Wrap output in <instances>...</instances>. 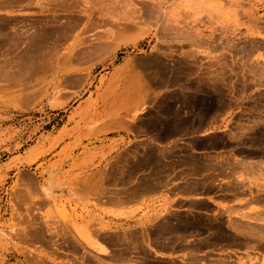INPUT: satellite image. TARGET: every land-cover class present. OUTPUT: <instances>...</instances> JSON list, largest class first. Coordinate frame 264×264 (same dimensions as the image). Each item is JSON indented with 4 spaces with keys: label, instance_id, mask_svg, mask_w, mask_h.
<instances>
[{
    "label": "rangeland",
    "instance_id": "1",
    "mask_svg": "<svg viewBox=\"0 0 264 264\" xmlns=\"http://www.w3.org/2000/svg\"><path fill=\"white\" fill-rule=\"evenodd\" d=\"M263 226L264 0H0V264H264Z\"/></svg>",
    "mask_w": 264,
    "mask_h": 264
},
{
    "label": "bare ground",
    "instance_id": "2",
    "mask_svg": "<svg viewBox=\"0 0 264 264\" xmlns=\"http://www.w3.org/2000/svg\"><path fill=\"white\" fill-rule=\"evenodd\" d=\"M55 1H56V0H55ZM50 4H51V3H50ZM55 4H56V3H55ZM74 4H75V3H74ZM56 5H57V4H56ZM64 5H65V4H64ZM70 5H71V4H70ZM50 6H52V5H50ZM66 7H67V6H66ZM59 9H60V8H59ZM154 16H155V15H154ZM57 22H58V21H57ZM47 25H48V24H47ZM12 28H13V27H12ZM55 44H56V43H55ZM15 49H16V48H15ZM41 58H42V57H41ZM38 59H39V58H38ZM12 61H13V60H12ZM17 63H18V62H17ZM134 90H135V89H134ZM138 90H139V89H138ZM135 92H136V91H135ZM137 93H138V92H137ZM139 94H140V93H139ZM139 96H140V95H139ZM217 158H218V157H217ZM223 158H224V157H223ZM211 159H212V158H211ZM209 160H210V159H209ZM226 162H228V160H227ZM193 163H194V162H193ZM202 163H203V162H202ZM207 163H208V162H207ZM230 163H231V162H230ZM156 164H157V163H156ZM158 164H159V163H158ZM208 164H209V163H208ZM214 164H215V163H214ZM214 164H213V165H214ZM192 165H193V164H192ZM206 165H207V164H206ZM215 165H216V164H215ZM215 165H214V166H215ZM146 166H147V165H146ZM146 166H145V167H146ZM198 166H199V165H198ZM208 166H209V165H208ZM208 166H204V167H208ZM210 166H211V165H210ZM217 166H218V165H217ZM204 167H203V169H204ZM211 167H213V166H211ZM224 167H225V166H224ZM196 168H197V167H196ZM200 168H202V167H200ZM215 168H216V167H215ZM189 169H190V168H189ZM189 169H188V171H189ZM208 169H209V168H208ZM208 169H207V171H208ZM211 169H212V168H211ZM211 169H210V170H211ZM218 169H222V170H223V167H222V168H221V167H218ZM195 170H196V169H195ZM205 170H206V169H205ZM222 170H221V171H222ZM153 171H154V170H153ZM190 171H191V169H190ZM221 171H220V172H221ZM224 171H225V170H224ZM224 171H223V172H224ZM183 172H184V171H183ZM183 172H182V173H183ZM203 172H204V170H203ZM193 173H194V172H193ZM200 173H202V172H200ZM211 173H212V172H211ZM149 174H150V173H149ZM209 174H210V173H209ZM209 174H207V175H205V176H208ZM213 174L215 175V173H213ZM213 174H212V175H213ZM216 174L218 175V173H216ZM221 174H222V173H221ZM146 175H148V174H146ZM158 175H159V174H158ZM158 175H157V176H158ZM166 175H167V174H166ZM172 175H173V173H172ZM176 175H177V174H176ZM185 175H186V174H185ZM188 175H189V174H188ZM193 175H194V174H193ZM210 175H211V174H210ZM210 175H209V178H208L209 180H210L211 178H213L212 175H211V176H210ZM214 175H213V176H214ZM107 176H108V175H107ZM107 176H105V177H107ZM190 176H191V175H190ZM233 176H234V175H233ZM146 177H148V176H146ZM155 177H156V176H155ZM188 177H189V176H188ZM210 177H211V178H210ZM150 178H154V177L152 176V177H150ZM203 178H205V177H203ZM216 178H217V177H216ZM223 178H224V177H223ZM192 179H193V178H192ZM208 179L206 180V182L209 181ZM220 179H221V178H220ZM143 180H145V179H143ZM182 180H183V179H182ZM211 180H212V179H211ZM215 180H217V179H215ZM215 180L213 179L214 182H215ZM153 181H154V180H153ZM153 181L151 180L152 183H153ZM160 181H161V180H160ZM193 181H194V180H193ZM201 181H202V180H201ZM213 181H212V182H213ZM219 181H220V180H219ZM158 182H159V181H158ZM169 182H170V181H169ZM195 182H196V181H195ZM199 182H200V181H199ZM202 182H203V181H202ZM209 182H211V181H209ZM216 182H218V181H216ZM231 182H232V181H231ZM149 183H150V181H149ZM185 183H186V182H185ZM228 183H229V182H228ZM150 184H151V183H150ZM154 184H156V183H154ZM158 184H160V183H158ZM162 184H163V183H162ZM162 184L157 185V186H161ZM194 184H196V183H194ZM201 184H202V183H201ZM204 184H205V183H204ZM210 184H212V183H210ZM163 185H164V184H163ZM191 185H192V184H191ZM212 185H215V184L213 183ZM221 185H222V184H221ZM154 186H155V185H154ZM223 186H224V185H223ZM230 186H231V185H230ZM234 186H236V185L234 184ZM144 187H145V186H144ZM192 187H194V186H192ZM210 187H211V186H210ZM231 187H232V186H231ZM152 188H153V187H152ZM233 188H234V190H235V187H233ZM149 189H150V188H149ZM149 189H148V190H149ZM185 189H187L186 186H185ZM148 190H147V191H148ZM150 190H151V189H150ZM151 191H152V190H151ZM187 191H188V189H187ZM131 192H132V191H131ZM135 192H136V191H135ZM229 192H230V191H229ZM234 192H235V191H234ZM237 192H238V191H237ZM143 193H145V192H143ZM231 193H232V191H231ZM231 193H230V194H231ZM105 194H106V193H105ZM130 194H131V193H130ZM191 194H192V193H191ZM232 194H233V193H232ZM232 194H231V195H232ZM236 194H237V193H236ZM211 195H212V194H211ZM129 196H130V195H129ZM138 196H139V195H138ZM140 196H141V193H140ZM122 197H123V196H122ZM232 197H234V194L232 195ZM108 198H110V197H108ZM124 198H125V197H124ZM126 198H128V197H126ZM133 198H134V197H133ZM133 198H132V199H133ZM139 198H140V197H139ZM115 199H116V198H115ZM132 199H130V200H132ZM113 200H114V198H113ZM113 200H112V201H113ZM120 200H122V199H120ZM124 200H125V199H124ZM126 200H129V198L126 199ZM130 200H129V201H130ZM109 201H110V199H109ZM117 201H118V199L115 200L114 203H120V202H121V201H118V202H117ZM122 201H123V200H122ZM110 202H111V201H110ZM124 202H125V201H124ZM227 207H228V206H227ZM223 209H224V208H223ZM226 209H227V208H226ZM230 209H231V208H230ZM230 209L228 210V212L230 211ZM233 210H234V209H233ZM219 211H220V210H219ZM231 212H232V211H231ZM231 212H230V213H231ZM221 214H222V213H221ZM242 214H243V213H242ZM245 214H246V213H245ZM210 215H211V214H210ZM251 215H252V214H251ZM248 216H249V215H248ZM227 221H228V220H227ZM253 221H254V220H253ZM172 222H173V221H172ZM232 223H233V222H232ZM227 224H228V223H227ZM235 224H236V223H235ZM237 224L239 225V223H237ZM233 225H234V224H233ZM231 226H232V225H231ZM237 227H238V226H237ZM237 227H236V228H237ZM263 227H264V226H263ZM226 228H228V227H226ZM230 228H231V227H229V229H230ZM237 229H239V228H237ZM261 229H262V228H261ZM230 230H231V229H230ZM232 230H235V229H232ZM243 230H244V229H243ZM253 231H254V230H253ZM243 232H245V230H244ZM247 232H248V231H247ZM251 232H252V231H251ZM254 232H255V231H254ZM254 232H253V233H254ZM260 232H261V231H260ZM144 233H145V232H144ZM233 233H234V231H233ZM253 233H252V234H253ZM236 234H237V233H236ZM246 234H247V233H246ZM248 234H249V233H248ZM261 234H262V233H261ZM143 235H144V234H143ZM255 235H258V233H257V234L255 233ZM259 235H260V233H259ZM125 236H126V235H125ZM144 236H145V235H144ZM146 236H147V235H146ZM250 236H251V235H250ZM253 236H254V234L252 235V237H253ZM261 236H264V235H261ZM261 236H260V237H261ZM142 237H143V236H142ZM124 238H125V237H124ZM255 238H256V237H255ZM257 238H258V237H257ZM257 238H256V239H257ZM262 238H263V239H262ZM262 238H258V239H259V242L261 241L260 239L264 240V237H262ZM122 239H123V238H122ZM126 239H127V238H126ZM120 240H121V239H120ZM129 240H130V239H129ZM143 240H144V238H143ZM145 240H146V239H145ZM118 241H119V240H118ZM125 241H126V240H124V242H125ZM134 241H135V240H134ZM131 243H132V242H131ZM142 243H143V242H142ZM247 243H248V242L245 243V244L247 245L246 247H249ZM252 243H253V242H252ZM95 244H96V247H95V248H96L98 251H100V250L103 251V249L100 247V245L97 244V242H96ZM134 244H135V243H134ZM242 244H244V243H242ZM255 244H256V243H255ZM257 244H258V243H257ZM143 245H144V244H143ZM135 246H136V244H135ZM252 246H253V245H250L249 249H251ZM256 246H257V245H256ZM131 247H133V246H131ZM145 247H146V246H145ZM130 249H131V248H130ZM130 249H129V250H130ZM246 249H247V248H246ZM125 251H126V250H125ZM236 252H237V251H236ZM117 253H119V252H117ZM107 254H108V253H107ZM189 255H190V254H189ZM193 256H194V255H193ZM115 257H116V256H115ZM208 257H209V256H208ZM225 258H226V257H225ZM258 258H259V257H258ZM117 259H118V258H117ZM121 259H123V258H121ZM223 259H224V258H223ZM119 260H120V259H119ZM128 260H129V259H128ZM193 260H194V259H193ZM195 260H196V259H195ZM207 260H208V259H207ZM221 260H222V259H221ZM224 260H225V259H224ZM259 260H260V259H259ZM197 261H198V260H197ZM198 262H199V261H198ZM190 263H191V262H190ZM193 263H194V262H193ZM245 263H246V262H245ZM199 264H200V263H199ZM218 264H219V263H218ZM255 264H256V263H255ZM257 264H259V263L257 262Z\"/></svg>",
    "mask_w": 264,
    "mask_h": 264
},
{
    "label": "crops",
    "instance_id": "3",
    "mask_svg": "<svg viewBox=\"0 0 264 264\" xmlns=\"http://www.w3.org/2000/svg\"><path fill=\"white\" fill-rule=\"evenodd\" d=\"M218 196H221V194H218ZM203 200H205L206 202H208L212 207H219L218 205H216L215 204V202H213V201H211V200H209L208 198H204ZM232 202H230V203H228V205H229V207H227V209H230L231 211H233V209H234V211L236 210H240V211H244V210H246V208H244V205H246L245 204V202L244 201H242L241 203H238L237 201H235L234 199H232L231 200ZM227 211V210H226ZM235 228L237 227V228H241V227H243V226H247L248 224L246 223V222H242V221H235ZM237 223H239V225L237 224ZM228 256V255H227ZM230 256V255H229ZM237 257H239L238 255H236ZM251 256V255H250ZM224 259L225 260H228L229 259V257H224ZM233 259V258H232Z\"/></svg>",
    "mask_w": 264,
    "mask_h": 264
}]
</instances>
